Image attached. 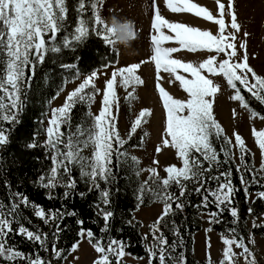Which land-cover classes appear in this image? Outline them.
<instances>
[{
    "label": "snow or ice",
    "instance_id": "6c2138e0",
    "mask_svg": "<svg viewBox=\"0 0 264 264\" xmlns=\"http://www.w3.org/2000/svg\"><path fill=\"white\" fill-rule=\"evenodd\" d=\"M87 3L90 6L91 17L85 18L88 11L85 0H77L75 11L78 20L73 31L69 32L67 0H0V123L7 122L14 125L19 122L18 117L23 111L26 89L30 87L36 65L42 64L48 53L59 54L65 49L75 51L78 45L88 39L90 33L100 38L105 46L113 45L111 37L114 29L102 19L98 7L104 3V0H87ZM165 3L173 13L193 14L218 26V31L214 34L210 30H201L196 26L170 22L160 14L153 0L155 15L151 27L156 34L151 36L153 46L151 61L155 63L157 90L166 112L162 144L175 150L180 166L175 164L166 166L165 177L159 176L156 167L146 169L150 173L149 180L141 184L137 200L142 203L144 193L147 191L163 204L161 215L150 226L153 243L146 249L149 254V264H153L154 259L158 260V264H167L168 260L175 261L176 264H186L182 252L178 257L173 255L178 242L179 246L183 244L175 221H172V231L178 242L174 240L169 244L161 229L162 224L163 227H168L166 218L170 215L174 216L177 211H183L194 191L197 196L202 197L200 204L195 207L208 209L210 205H215L216 211L208 213L210 223H220V217L225 211L230 213L234 224L239 223V211L233 206V197L237 189L232 181V168L221 170L224 165L234 163L236 159L234 148L239 150V164L236 165V171L252 174L251 181L245 180L243 174L240 175L246 196L250 197L248 184L259 183L253 168L245 159L248 152L245 141L239 134L234 133L233 143L232 138L226 135L214 116V100L221 86L211 77L222 76L234 90L231 99L239 102L241 108L249 111L250 118L264 120V115L252 109L244 95V92H247L251 98L264 105V76L257 74L250 66L246 40L237 46V33L240 32L241 26L237 22L233 0H228L227 5L222 0H215L218 9L215 14L208 7L194 0H165ZM226 15L230 16V23H226ZM163 29H168L172 34H165ZM248 35L249 33H244L245 37ZM167 42H174L178 46L165 47ZM240 49L244 50L242 56L239 55ZM181 51L207 52L209 55L201 62L174 58L173 54ZM221 55L223 59H220ZM81 61L82 57H77V62ZM109 66L105 64L104 68ZM140 66L139 63H134L115 68L110 78L106 79L104 89H100L96 84L99 73L91 71L78 87L67 95L62 106L51 109L45 130L44 146L52 153L50 157L52 166L46 176L39 177L41 187L48 189L63 187L64 198H68L77 186V181L73 177L75 167L79 169L82 179L100 190L102 203L110 204V192L108 189H100V183L110 184L115 180L114 168L128 155L125 145L152 115L150 109L141 110L131 123L126 138L122 137L118 130L117 85L127 92L126 100L135 99V86L143 84V80L137 75ZM62 67L71 69L77 65L63 64ZM26 71H31L32 76L26 75ZM161 72L168 73L170 77H174V81L179 82V86L187 94V99L174 98L160 86ZM79 75L77 69V79ZM129 88H132V91H127ZM97 95L102 97V106L98 114L89 110L86 121L78 124L75 131H72L73 108L77 104L87 103L90 109ZM233 114L236 115L235 110ZM253 135L262 154L259 171L264 172V130L253 129ZM217 141L221 142L219 151L215 146ZM9 142L8 130L0 126V147ZM36 146L35 143L28 145L30 148ZM87 148L92 150L90 156L82 154ZM156 151L160 153L161 147L158 146ZM131 159L139 164L137 157L132 156ZM158 163L157 160L153 161L155 165ZM140 171L145 169H140L137 175ZM149 181L156 184L157 188L153 189ZM213 181L216 182L215 188L210 186ZM173 187L178 189V195L172 191ZM80 195L83 197L85 194L80 193ZM257 195L258 198L264 199V191ZM48 198L53 197L49 195ZM10 199V205H5L0 200V259L8 264L17 261H26V264H51V260H44L38 253L33 258L8 244L9 235L16 232L29 241L39 242L44 251L49 250L46 233L39 230L31 231L20 223L18 217L21 215L19 211L21 205L26 208L31 207L34 215L45 224L65 214L75 215V213H62L59 210L46 212L43 207L31 202L20 192H11ZM251 211L249 209V212ZM100 214L105 221L101 232L106 233L109 231V221L113 213L102 209ZM77 223L83 225L84 222L78 220ZM13 224L18 227L14 228ZM261 226L264 225L253 222V227ZM59 231L57 226V232ZM207 231L210 232L212 229L209 228ZM78 236L87 238L99 254L94 264H123V258L128 255L125 251L127 245L121 240L109 238L105 244L103 237L97 238L91 229L83 227L80 228ZM147 238L146 234L144 239ZM221 239L225 247L220 264H236L238 257H243L245 264H257L254 253L245 244L243 236H239L235 227L228 229L227 235L222 234ZM250 242L254 243V240ZM233 246L242 251L236 253ZM78 247L79 241L71 245L68 253L76 252ZM64 252V249H59L55 243L52 244L51 253L54 259L63 257L66 260ZM207 257L208 264H211L210 253Z\"/></svg>",
    "mask_w": 264,
    "mask_h": 264
},
{
    "label": "trees",
    "instance_id": "16d2710c",
    "mask_svg": "<svg viewBox=\"0 0 264 264\" xmlns=\"http://www.w3.org/2000/svg\"><path fill=\"white\" fill-rule=\"evenodd\" d=\"M85 2L88 8L85 18H89L91 17V10L87 0ZM67 3L69 6L68 30L71 32L78 20L75 11L77 0H67ZM77 57H82V61L78 63ZM114 58V51L105 46L103 41L92 33L86 41L76 47L75 51L65 49L59 54L48 53L44 62L36 65L34 76H32L31 71H26V75L32 76V79L30 87L26 89L23 111L18 117L19 122L14 125L7 122L0 123V126L8 130L10 140L7 145L0 147V200L5 205H10V193L20 192L27 196L31 202L43 207L46 212L59 210L62 213H75V215L65 214L61 218L49 220V223L45 224L34 215V210L31 207L26 208L21 205L19 210L21 215L18 217L20 223L31 231L39 230L46 233L48 237L46 243L49 250L44 251L39 242L29 241L16 232L9 235L8 244L15 246L17 250L24 252L26 255H31L33 258L38 253L44 260H51V264L61 262L63 257L61 259L53 258L51 253L52 244L55 243L59 249H64L65 256L71 245L79 240L78 233L81 227L91 229L97 238L103 237L105 244L109 238L123 241L127 245L125 251L129 256L141 258L148 254L143 244V236L139 228L140 223L138 220L133 219V212L138 205L137 196L140 182L135 166H130L127 161L121 160L118 166L114 168L115 180L110 184L100 183V189H108L110 192V204L108 205L102 203L100 190L82 179L79 169L75 167L73 168V177L77 181V186L66 199L64 198L65 188L57 187L48 190L41 187L39 183V177L46 176L52 165L46 147L36 137L37 133L41 132L40 119L48 109V101L60 89L65 80L77 73V69H79V72H89L112 61ZM63 64H73L77 67L66 69L62 67ZM244 95L248 99L250 107L264 115V105L251 98L247 92H244ZM87 112V103L77 104L71 113L72 125L77 126L84 123L87 119ZM32 143L37 146L28 147ZM215 146L219 151L221 142H215ZM245 159L249 166L253 168L256 179L259 181V183L248 184L250 197L246 196L244 185L240 181V175L243 174L245 180L251 181V173H243V171L238 173L235 162L224 165L221 169L232 168V181L237 189L233 197V206L237 207L239 211V223H233V218L228 211L222 214L220 223H210V228L221 235H227L228 229L235 227L239 236H243L244 241H246L249 231L264 237V226L253 227L252 225L248 227L246 225L248 217L264 214V199L258 198L257 195L259 192L264 191V172L259 171L253 165L249 151L246 153ZM221 160H223L222 154ZM210 186L215 188L216 182H211ZM172 191L177 195L179 194L178 189L175 187L172 188ZM80 193L85 195L82 197ZM49 195L53 198L49 199ZM201 199L202 197L197 196L193 191L184 210L177 211L174 216L170 215L166 218L168 227L165 228L163 224L161 225L164 235L171 244L174 240L178 242L172 231V221H175L183 244L179 246L178 242L173 255L178 257V254L182 252L186 264H202L192 254L193 235L200 228L199 213L216 211L215 205H210L208 209L195 207L200 204ZM148 200L146 194H144L141 204L147 205ZM102 209H107L113 213L109 221V231L106 233L101 232V228L105 224L103 216L100 214ZM249 209L252 211L249 212ZM78 220H82L83 225L78 224ZM258 225H264V221L258 223ZM57 226H59V232H57ZM13 227L17 228L18 225L13 224ZM0 264H8V262L0 259ZM14 264H26V261H17ZM153 264H158V260L154 259ZM167 264H176V262L168 260Z\"/></svg>",
    "mask_w": 264,
    "mask_h": 264
},
{
    "label": "rangeland",
    "instance_id": "374dc122",
    "mask_svg": "<svg viewBox=\"0 0 264 264\" xmlns=\"http://www.w3.org/2000/svg\"><path fill=\"white\" fill-rule=\"evenodd\" d=\"M194 2L208 7L214 14L217 13V5L215 0H194ZM227 5L228 0H222ZM156 7L159 9L160 14L170 22L185 23L189 26L199 27L201 30H210L214 34L218 31V26L213 22L204 21L202 18L195 17L189 13H173L167 7L165 0H155ZM233 6L237 15V22L241 26V30L237 33V46L243 41L247 42V54L249 56V64L254 71L264 76V0H233ZM102 19L105 21L110 19L111 16H117L119 19H130L135 22L138 37L135 39L131 46L125 48L122 45L111 46L114 51L115 58L107 62L110 65L108 68L101 67L95 68L92 71L99 73L96 80L97 87L100 89L105 88L106 79L110 78L111 72L117 67L130 66L134 63H139L141 66L137 70V75L143 80V84L135 86V99L126 100L127 92L124 88L117 85V96L119 98V112L118 115V130L122 137L126 138V134L130 131L131 123L134 122L139 112L143 109H150L152 115L148 118V122L144 123L140 129L125 145L127 157L123 160L127 161L130 166H135L136 173L140 169L138 178L139 188L144 181L149 180L150 173L146 169L156 167L160 177H165L166 173L164 168L169 165L180 166V161L176 156V152L171 147H164L162 140L164 138V130L166 127V112L163 103L157 90V73L155 63L151 61L152 43L151 36L155 35V31L151 27L152 19L155 15L153 7V0H104L102 5H98ZM226 23H230V16H225ZM165 34L171 35L168 29H163ZM231 31V29H229ZM247 32L249 35L244 36ZM165 47L178 46L174 42H167ZM243 49L239 50V55H243ZM174 58L182 59L183 61L201 62L209 55L207 52L190 53L181 51L173 54ZM221 55L220 59H223ZM89 72H79V78L76 74L65 80L60 89L48 101V109L40 119L41 132L37 133L36 137L40 143L45 145L46 141V128L48 126V119L50 118L51 109L60 107L65 102L67 95L73 91L78 85L86 78ZM187 75V74H185ZM162 77L159 81L160 86L165 88L174 98L187 99V94L179 86L178 81H174V77H170L168 73L161 72ZM215 83L221 86L220 92L214 100V116L221 124L228 137L232 138L234 143V133L239 134L245 141V146L251 154L253 165L259 170L262 154L256 143L253 135V129L260 131L264 130V120L259 118H250L249 111L241 108L239 102L231 99L234 90L230 88L226 80L222 76L211 77ZM174 81V82H170ZM63 89V90H61ZM127 91H132L129 88ZM59 93V95H57ZM102 97L97 95L95 101L91 104L90 109L87 104V111L98 114L102 104ZM233 110L236 115L234 116ZM75 125H72V131H75ZM65 130V129H62ZM147 133V135H145ZM161 147L162 151L157 153V147ZM48 156L51 157L52 153L46 148ZM91 148L84 149L83 155L90 156ZM236 159L235 164H239V150L233 149ZM135 156L139 160L137 165L131 159ZM51 159V158H50ZM157 160L158 165L153 164ZM52 164V161H51ZM52 166V165H51ZM49 173V172H48ZM153 189L157 188L156 184L149 181ZM89 185L92 184L89 182ZM48 189V188H47ZM50 190V189H48ZM148 203L138 205L133 212V219L139 221L140 231L143 236V244L147 249L153 243L150 234V226L157 220L163 210V204L155 199L149 192H145ZM210 217L208 213H199L200 228L193 235V250L192 254L195 259L202 263L208 264L207 254L210 253L211 264H220L222 260V251L224 245L222 243L221 234L216 233L214 230L207 231L210 228ZM256 224L264 221V214L256 217H248L246 225L251 227L253 222ZM147 234L148 238L144 239ZM254 240V243L250 241ZM79 247L76 252L65 255L67 259H62L57 264H94L98 258V253L94 250L93 246L88 242L87 238H79ZM77 241V242H78ZM75 242V243H77ZM245 244L254 253L257 264H264V237H260L249 231L246 237ZM210 245V247H209ZM236 253L242 250L233 246ZM78 257V259H77ZM124 264H149V254L141 258H134L125 255L123 258ZM237 264H245L243 257L236 259Z\"/></svg>",
    "mask_w": 264,
    "mask_h": 264
},
{
    "label": "clouds",
    "instance_id": "9594fccd",
    "mask_svg": "<svg viewBox=\"0 0 264 264\" xmlns=\"http://www.w3.org/2000/svg\"><path fill=\"white\" fill-rule=\"evenodd\" d=\"M105 22L110 28L114 29V33L111 37L113 41L112 46L122 45L128 48L138 37L135 22L130 19H119L117 16H111L110 19Z\"/></svg>",
    "mask_w": 264,
    "mask_h": 264
}]
</instances>
